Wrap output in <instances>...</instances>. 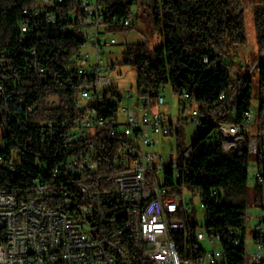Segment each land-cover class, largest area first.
Instances as JSON below:
<instances>
[{"label":"built area","instance_id":"1","mask_svg":"<svg viewBox=\"0 0 264 264\" xmlns=\"http://www.w3.org/2000/svg\"><path fill=\"white\" fill-rule=\"evenodd\" d=\"M61 1L35 0L23 10L22 32L30 33V23L37 26L41 19L55 23L51 8ZM78 2L73 27L83 42L65 70L71 71L72 83L78 82L76 103L82 116L71 124L62 120L59 125H40L38 136L54 151V163L52 158H37L38 176L21 186L0 185V264H264V124L251 109L241 120L231 121L245 81L240 75H251L264 52L250 71L243 65L239 71L225 67L233 90L220 95L222 108L212 118L201 113L190 92L178 95L171 88L183 114L174 122L155 110L167 104L165 92L156 95L137 84L135 89H120L115 64L104 58L119 34L111 30L97 0ZM121 24L132 25V18ZM222 57L215 51L203 62L214 71ZM37 77L47 80L48 70L40 67ZM46 105L57 107L59 99L51 97ZM189 125L192 140L180 147L182 128ZM204 134L208 144L224 154L246 148L261 157L247 165L251 187L261 192L258 205L252 202L260 211H246V219L256 220L252 246L247 222L245 230L231 229L226 236L232 246H244L236 254L241 261L226 249L221 234L207 226L208 206L201 192L187 183ZM159 136L179 137L177 152L169 158L157 150ZM6 145H0V166L3 172H15L16 153L6 161ZM104 151L113 154L112 160L102 157ZM197 200L206 218L201 226Z\"/></svg>","mask_w":264,"mask_h":264},{"label":"trees","instance_id":"2","mask_svg":"<svg viewBox=\"0 0 264 264\" xmlns=\"http://www.w3.org/2000/svg\"><path fill=\"white\" fill-rule=\"evenodd\" d=\"M35 0H0V125L8 132L4 153L9 161L16 153L18 169L3 172L0 166V185L21 186L25 180L38 176L37 158H48L54 163V151L48 142L41 141L38 128L45 122L62 120L71 124L82 116L76 103L77 81H70L71 71L65 70L83 40L74 29L73 10L80 9L78 0H62L51 9L55 23L44 19L38 25L30 23L31 32L24 34L21 24L23 10ZM106 13L112 31L120 34L134 28L124 26V18H132L134 4L144 8L147 20L161 34L164 42L151 48L147 42L130 43L123 54L125 64L136 67L137 86L154 90L156 95L170 87L178 95L190 92L206 118L216 116L222 108L220 95L232 91L234 82L226 66L234 67L237 56L234 47L248 45L245 11L241 0H97ZM254 25L260 51H264V0L254 9ZM66 29V31L64 30ZM33 51L36 53L33 54ZM220 58L214 71L203 62L205 56ZM262 61V60H261ZM260 61V62H261ZM44 67L49 78L41 81L37 71ZM245 77L238 97V111L233 122L241 120L250 110L251 75ZM259 80L264 87V63L260 64ZM13 99H9L10 96ZM59 99V106L48 107L49 98ZM23 102L24 104H20ZM33 110L29 111V107ZM258 120L264 124V101ZM226 118V115L223 119ZM180 137V136H179ZM204 134L197 143L191 167L186 174L188 186L200 191L208 206L207 226L221 234L224 246L236 260L244 246H232L226 236L231 229L245 230L246 211L252 202L261 200L259 189H251L247 165L250 154L246 148L224 154L219 147L207 142ZM32 140V142H29ZM5 145V144H4ZM183 142L180 143V147ZM102 157L112 160V153ZM258 160L261 157L258 155ZM49 166L50 163H49ZM26 176V177H25ZM217 191L212 195L213 191ZM180 239L179 234H175Z\"/></svg>","mask_w":264,"mask_h":264},{"label":"rangeland","instance_id":"3","mask_svg":"<svg viewBox=\"0 0 264 264\" xmlns=\"http://www.w3.org/2000/svg\"><path fill=\"white\" fill-rule=\"evenodd\" d=\"M243 2V9L245 11L246 17V27H247V34H248V45L244 47H234L232 50V54L237 56V58L233 61L231 58V62H233L235 68L233 70L239 71L242 69V66H247V71H250L252 67L257 63L260 56L263 54L264 51H260L257 35L254 25V9L258 3V0H241ZM133 10V17L132 20L134 22V28L120 33L118 36V41L115 46L111 49V54L107 52L105 55V60L115 64L116 70L115 74L119 77L118 82L120 89H126L131 86H136L137 84V70L134 66L125 64L123 62V54L126 49V46L130 43H137V42H147V44L151 47H158L161 46L164 42L163 37L161 34L156 30V28L150 24L147 20L146 14L144 13V8L140 6L138 3L134 4L132 7ZM109 51V50H108ZM264 63V55L262 57V61L256 66V68L252 72L251 77V111L257 117L260 114V105L261 102L264 101V87L261 88L260 80H259V68L260 64ZM244 70L243 72H247ZM121 73V74H120ZM243 74V73H241ZM135 89V87H134ZM135 93V90H134ZM165 95L167 96V104L156 106L155 110L160 112L167 120H173L174 122L180 119L181 114L180 105H179V96L174 95L171 88L168 87L165 90ZM191 105L188 104L187 108L190 109ZM187 110V111H188ZM8 132L6 126L0 125V145L3 144L4 136ZM179 137L171 136V137H162L159 136V144L157 146V150L159 153L167 156L169 158L171 154L177 152V144ZM180 140L187 145L190 144L192 140V126H185L182 128V133L180 136ZM256 158L255 155H250V160H254ZM252 189V187H251ZM198 202V204H197ZM197 214L199 216L198 221L200 226L204 225L206 222V218L203 216L204 212L200 207V202L197 200ZM260 211L259 207H255L254 205H250L248 208V213L254 215ZM256 220L253 218L247 217V235H248V244L250 247L252 246V239H251V230L255 226ZM208 248L211 246L207 245ZM251 252V249H250Z\"/></svg>","mask_w":264,"mask_h":264}]
</instances>
